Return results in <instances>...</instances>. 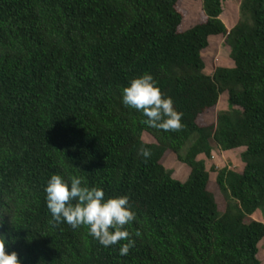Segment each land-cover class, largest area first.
<instances>
[{"label": "trees", "instance_id": "trees-1", "mask_svg": "<svg viewBox=\"0 0 264 264\" xmlns=\"http://www.w3.org/2000/svg\"><path fill=\"white\" fill-rule=\"evenodd\" d=\"M178 1L0 0V238L20 264H262L264 222L251 216L264 210V0H240L230 28L222 0H200L205 21L184 31ZM217 35L232 65L207 74L201 52ZM146 72L182 114L179 130L148 127L122 104ZM214 144L245 147L241 170L217 169L223 210L197 158ZM166 150L189 167L185 180L160 163ZM52 174L129 197L127 255L87 226L52 222Z\"/></svg>", "mask_w": 264, "mask_h": 264}, {"label": "clouds", "instance_id": "clouds-1", "mask_svg": "<svg viewBox=\"0 0 264 264\" xmlns=\"http://www.w3.org/2000/svg\"><path fill=\"white\" fill-rule=\"evenodd\" d=\"M121 102L141 113L148 127L167 132L179 130L182 126V114L175 109L172 98L162 94L150 73L132 78L121 90ZM141 154L146 158L149 156L147 150ZM44 192L52 222L66 223L73 229L87 226L89 234L100 245L107 248L119 243L120 255H127L135 246L125 227L136 218L127 195L106 198L102 188L85 185L82 177L65 179L60 174L50 176ZM125 240L127 243H120ZM5 243L6 239L0 238V264H20L15 252L5 251Z\"/></svg>", "mask_w": 264, "mask_h": 264}, {"label": "rangeland", "instance_id": "rangeland-1", "mask_svg": "<svg viewBox=\"0 0 264 264\" xmlns=\"http://www.w3.org/2000/svg\"><path fill=\"white\" fill-rule=\"evenodd\" d=\"M223 11L221 19L225 23L227 28L232 27L238 20L239 16V4L240 0H223ZM178 10L182 13L183 18L180 25V30L184 31L192 26L205 21V15L202 11L200 0H179L177 3ZM202 57L205 63L204 72L212 74L215 66H231L232 61L229 57V46L225 43L223 36H213L210 38L209 45L202 50ZM227 94L221 93L217 109H224L227 107ZM207 111L198 114L197 123L199 125L207 126L215 121L216 110ZM143 140L151 142L154 139L149 136L148 133H143ZM245 147L236 148L232 150H222L217 144H214L211 150V156L206 157L199 155L197 158L204 159L205 167L209 171L208 189L213 192L218 205L219 210H223L225 207V199L221 194L218 185L216 183L217 169L227 166L229 169L235 171L241 170L243 164L241 163L240 153ZM160 163L165 168L172 171V175L180 180H185L189 174V167L179 162L176 159L175 154L166 150L160 159ZM211 168H214L213 170ZM216 169V170H215ZM253 219L261 220L264 222V210H257L251 216ZM259 258L264 264V240L260 242Z\"/></svg>", "mask_w": 264, "mask_h": 264}]
</instances>
